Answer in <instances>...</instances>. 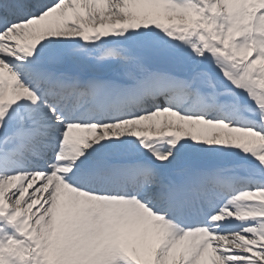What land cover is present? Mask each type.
I'll use <instances>...</instances> for the list:
<instances>
[{
    "label": "snow or ice",
    "instance_id": "snow-or-ice-1",
    "mask_svg": "<svg viewBox=\"0 0 264 264\" xmlns=\"http://www.w3.org/2000/svg\"><path fill=\"white\" fill-rule=\"evenodd\" d=\"M0 264H264V0H0Z\"/></svg>",
    "mask_w": 264,
    "mask_h": 264
}]
</instances>
